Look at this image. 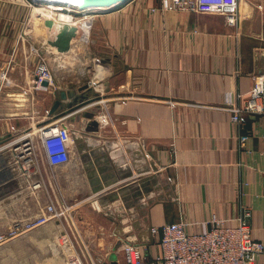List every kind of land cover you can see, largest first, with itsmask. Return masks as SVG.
<instances>
[{
    "label": "crops",
    "instance_id": "0c3cea01",
    "mask_svg": "<svg viewBox=\"0 0 264 264\" xmlns=\"http://www.w3.org/2000/svg\"><path fill=\"white\" fill-rule=\"evenodd\" d=\"M92 14L87 41L72 42L71 62L52 70L57 85L47 93L34 87L35 64L29 67L20 56L13 60L12 44L2 47L0 78L24 83V91L10 92L27 99L19 109L10 101L0 104V141L12 136L8 122L20 119V132H29L20 139L31 138L36 163L25 171L17 141L14 149L0 151V233L60 199L63 178L69 199L103 188L105 206L133 210L140 204L141 221L128 241L145 244L150 259L161 250L151 226L182 220L195 234L208 230L212 217L236 225L244 209L250 211L251 235L264 242V112L237 125L220 107L229 94L239 103L237 95H247L255 77L264 75V0H240L237 25L217 13L166 10L159 0H126ZM7 30L0 25V33ZM61 90L68 92V103L85 97L81 105L83 98H76L67 113L68 160L52 166L37 129L54 118L49 110ZM33 110L41 120L30 121ZM141 169L147 172L142 200ZM78 212L84 216L68 225L79 231L102 224L86 217V207ZM66 226L54 219L0 244V264H63L67 253L83 261L76 238L60 237ZM110 239L82 241L96 264H125V252L113 249ZM254 264H264V251Z\"/></svg>",
    "mask_w": 264,
    "mask_h": 264
},
{
    "label": "built area",
    "instance_id": "2783aa9c",
    "mask_svg": "<svg viewBox=\"0 0 264 264\" xmlns=\"http://www.w3.org/2000/svg\"><path fill=\"white\" fill-rule=\"evenodd\" d=\"M239 2L240 0H159L160 6L170 11L179 9L225 15L226 21L231 25L238 24ZM53 73L48 63L40 60L34 71L35 89L51 86L54 83ZM255 79L247 95H237L239 103L229 94L225 103L220 106L230 111L231 120L237 125L242 124L250 115L264 112V75H258ZM44 81H47L46 85L43 84ZM64 119L60 117L48 120L37 129L44 156L52 166L64 165L68 160L70 133ZM27 134L29 132H25L23 136L27 137ZM245 138L246 135H241L242 145ZM2 148L0 146V151ZM20 148L18 156L22 159V167L27 171L36 163L34 146L27 139L23 140ZM61 214L62 210L54 202L48 203L38 215L15 221L11 227L0 233V244L35 230L59 218ZM249 216L250 211L244 209L234 226L223 225V219L212 217L209 221L211 227L195 234L187 231V223L182 220L151 226V233L160 235V252L150 259L146 254L145 244L126 241L121 245L126 254L125 264H254L256 256L264 251V242L251 235Z\"/></svg>",
    "mask_w": 264,
    "mask_h": 264
},
{
    "label": "rangeland",
    "instance_id": "374dc122",
    "mask_svg": "<svg viewBox=\"0 0 264 264\" xmlns=\"http://www.w3.org/2000/svg\"><path fill=\"white\" fill-rule=\"evenodd\" d=\"M123 2L124 1L119 4H122ZM0 3L3 5V9L0 10V25L8 28L6 32L0 33V56H2L0 60L2 61V58L4 57L2 51L3 45L12 44V50L10 54L13 60H17V58H19L20 56L23 63L28 64V66L30 67L33 64H35L36 66L37 63L43 59V61L48 63L49 67L52 70L57 69L59 64H62L63 66L61 67V71L63 69H67L68 62H71V60L68 59L70 57H66V55H64V53L66 52L68 55L70 51H59L57 50L58 48L55 49L53 41L56 38V31L53 27H50L44 22L45 19L41 17V13L36 12L35 7H42L44 10L50 11L55 14H69L72 18L75 19V21H78V24L82 21L81 19L86 13L92 14L93 11L107 9H98L95 7L85 11L83 9L82 11L80 9H76L75 7H71V5L69 4L52 3L50 1L34 2L33 0H0ZM35 17L37 20L34 19ZM79 33L80 34H77L75 37H72L71 41L73 43H85L87 41L89 33H87L84 37L82 32ZM79 52L82 54L83 50H79ZM81 60H83V57ZM73 62L74 60H72V63ZM0 80V104L4 103V101H10L12 103H17L16 107L19 109L21 103L24 105L27 99L26 94H20V92L24 88V83L12 82L10 84V81L8 79H3L2 76ZM59 84L61 87L64 85L63 83ZM54 85H57V83L55 84L54 82L51 87ZM13 87H15V89L19 90L20 92L15 91L14 95L12 92H10V89ZM50 89L51 88L48 87L46 89L40 88L37 90H42V92L47 93L48 91H50ZM7 91H9L10 93H7ZM18 109L15 111H19ZM43 115H45V112H43L42 116ZM63 118H65L64 121L67 122V114L64 115ZM50 119H55V117ZM15 120L16 123L8 122L7 125V130L13 131L11 134L12 136L10 138L8 137L4 141H0V146H3L2 151L5 147H7L8 149H14L13 144L9 145L12 140L17 139V142H15V144L17 143L18 145L16 146H19V144L23 142V140L20 139L21 136L24 135L23 131L20 132L18 128L20 126V119L17 118ZM37 120H41V116L39 113H35V111L33 110L30 115V121L37 122ZM48 120H46L44 123H46ZM29 139L31 138L29 137ZM64 172H66V170L64 169H61L59 171L62 177L64 175ZM145 174H147L146 170L141 169L140 199L144 198V194H146V191L143 190V185L145 183L143 181L144 179H146L144 177ZM60 181V199L57 200L55 198L48 202H54V204H56L59 209L62 210L61 216L57 219H63V221L67 224L64 231H62L63 235L60 236L61 239H63L64 236L67 237V234H71L73 238H76L78 246L77 248L79 249V251H81L82 254L84 253L83 258L85 260L82 261L81 257H73V255L67 253V257H64V260L62 261L63 264H84V262H87L88 264H96L95 262H98L97 257L92 256L93 253L89 252L88 245H86L85 241L82 240H90L91 237L100 238L101 236L106 235L107 237L111 238L110 240L113 241L112 247L114 249L119 248V246H121L124 242L128 241V237H134L133 234H136V225L141 221V218H139L140 216L136 214V212L139 211L137 207H139L140 204L137 207L136 205H134L133 210L131 207L126 206L125 210L122 208H116L115 205L110 207L105 206V201H101V197L103 196V200L105 198L104 193H106L103 188L99 190L93 189L95 193L98 192L101 196L98 194L96 195L93 191H91V194H88L86 196L82 195L79 198H76L77 200H72L67 197L65 191L67 188L66 179L64 180L63 178H61ZM124 184L126 185L120 183L117 185V187L119 186V188H122V186L130 185L129 181L124 182ZM117 187L114 186L113 190H116ZM83 207H86L90 212L87 216L85 214L87 218L96 217L102 224L99 225L98 223L97 225L80 227L81 231L78 230V226L68 225V222H70L73 217L79 218L84 216L82 215V212H78L81 211V208ZM77 212L78 214L76 215L75 213ZM95 254L98 253L95 252Z\"/></svg>",
    "mask_w": 264,
    "mask_h": 264
},
{
    "label": "water",
    "instance_id": "95a60500",
    "mask_svg": "<svg viewBox=\"0 0 264 264\" xmlns=\"http://www.w3.org/2000/svg\"><path fill=\"white\" fill-rule=\"evenodd\" d=\"M34 2H38L41 0H33ZM56 2H69L74 1L80 8L87 7V6H107L117 3L119 1H126V0H54ZM49 25V24H48ZM77 35L74 31L69 30H57L56 31V38L53 41V45L58 48L59 51H69L71 48L72 37ZM43 84H47V81H44ZM87 86L84 85L81 87V90H84ZM56 99L54 100L52 107L49 110V113L53 115L56 119L63 117L68 113L70 108L74 107V102L77 101L78 98H83L80 105L84 102L85 95H79V97H74L72 102L68 103L66 100L68 98V92L66 90H61L56 93ZM77 98V99H76Z\"/></svg>",
    "mask_w": 264,
    "mask_h": 264
},
{
    "label": "bare ground",
    "instance_id": "6f19581e",
    "mask_svg": "<svg viewBox=\"0 0 264 264\" xmlns=\"http://www.w3.org/2000/svg\"><path fill=\"white\" fill-rule=\"evenodd\" d=\"M41 1H50L52 3L69 4V5H71V7H75L76 9H78V10L80 9L82 11H83V9L85 11V10H89V9H92L95 7L98 9H106L107 8V10H108L109 8H112V7L118 5L119 3L122 2V1H119L117 3L108 5V7L107 6H87V7L80 8L78 6V3L76 4L74 1H69V2H56L54 0H41ZM35 10H36V12L41 13V17L45 19L44 22L47 25L49 24L50 27H53L55 31H57V30H69V31H74L76 33L82 32L83 37L86 36L87 33H89L90 27H91V18H92V16H94L93 14H87L86 13L83 17H87V18L78 24V21H75V19L72 18L71 15H69V14H63V13L62 14H55V13H52L50 11L44 10L42 7H37V6L35 7ZM34 19H36V17ZM55 31H53V32H55ZM81 40H83V39H81ZM56 48L57 47H55V49ZM64 55H66V57H68L69 54L67 55V52H66V53H64Z\"/></svg>",
    "mask_w": 264,
    "mask_h": 264
}]
</instances>
